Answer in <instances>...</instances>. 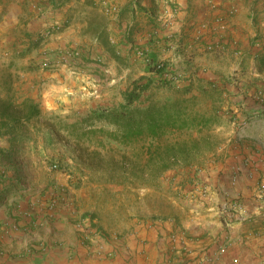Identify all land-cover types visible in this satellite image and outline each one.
Wrapping results in <instances>:
<instances>
[{
  "label": "crops",
  "instance_id": "crops-1",
  "mask_svg": "<svg viewBox=\"0 0 264 264\" xmlns=\"http://www.w3.org/2000/svg\"><path fill=\"white\" fill-rule=\"evenodd\" d=\"M103 1L0 0V72L19 73L8 79L17 92L62 110L80 92V79L71 75L78 70L83 80L106 75L112 86L109 80H117L110 98L120 92L124 101L134 79L152 75L145 63L133 61L136 45L164 60L170 75L182 76L174 85L202 78L224 89L236 70L264 82L255 58L264 44V0H114L119 15L107 12ZM56 23L64 27L24 52L28 37ZM235 110L245 125L217 111L214 127L225 137L203 169L180 158L169 168L168 181H182L172 215L143 209V190L133 180L118 188L116 221L101 216L100 223H71V237L62 235L63 221L43 224L47 233L35 243L22 228L12 236L2 226L0 264H264V104ZM195 177L209 185L206 197L189 186ZM232 200L245 209L233 210ZM79 229L86 233L76 234Z\"/></svg>",
  "mask_w": 264,
  "mask_h": 264
},
{
  "label": "rangeland",
  "instance_id": "rangeland-1",
  "mask_svg": "<svg viewBox=\"0 0 264 264\" xmlns=\"http://www.w3.org/2000/svg\"><path fill=\"white\" fill-rule=\"evenodd\" d=\"M4 54L7 55L6 50ZM133 61L144 63L137 56H133ZM236 72L238 74H231L228 87L222 89L219 85V90L199 94L198 109L206 113L222 111L220 114H232V119H236L235 126L243 127L244 119L233 111L249 103L264 104V82L257 83L252 77H244L241 71ZM0 74L6 82L14 78L12 74L19 77V73L1 71ZM71 75L82 83L73 103L66 102L61 106L62 110L43 106L45 112H56L74 121L93 107L118 106L123 102L120 92L110 98L112 93L109 91L117 80H109L112 86L107 84L106 75L86 80L78 70L72 71ZM148 93L156 99L175 97L171 88L153 89L145 96ZM16 94L22 96L17 91ZM233 102L240 104L236 106ZM22 129L16 141L0 135V229L7 226V231L13 236L20 234L18 229L22 228L24 234L34 236L33 241L37 235H46L47 232L41 231L46 230L42 228L43 224L56 225L63 221L67 227L62 235L71 237L75 235L71 223H100L101 216L106 221H116L118 188L133 183V180L143 190V209H156L162 217L172 215V201L177 198L180 202L182 197L179 194L182 181H168L172 176L168 174L169 168H176L178 164L171 159L168 149H177L186 165L197 164L199 169H203L215 156L217 146L225 137L215 126L201 133L195 130L176 132L161 140L147 139L123 146L108 139H104L103 145L91 141L78 142L75 138L55 134L45 119L27 122ZM99 137L101 139L102 136ZM171 196L174 198H169ZM92 207L95 209L91 211ZM79 232L86 233L79 229L76 234ZM2 233L0 231V235ZM88 240L86 236L85 243Z\"/></svg>",
  "mask_w": 264,
  "mask_h": 264
},
{
  "label": "trees",
  "instance_id": "trees-1",
  "mask_svg": "<svg viewBox=\"0 0 264 264\" xmlns=\"http://www.w3.org/2000/svg\"><path fill=\"white\" fill-rule=\"evenodd\" d=\"M63 27V24L50 25L35 37H28L29 43L24 52L27 54L33 48H38L47 41L49 34ZM255 58L260 72L264 71V44ZM145 64L152 75H141L134 79L127 88L122 103L91 109L77 116L74 121L56 112H45L40 100L31 96H19L10 82H4L0 85V135L8 136L9 141H16L27 122L45 119L55 134L75 138L78 142L91 141L103 145L104 139H108L128 146L147 139L161 140L176 132L195 130L201 133L214 127L219 121V113L201 111L198 109V100L199 94L219 90L217 84L209 82L204 85L203 79L198 78L196 81L192 79L187 85H174L182 76L170 75L166 62L159 67L158 59L150 54ZM160 88L173 89L175 97L156 99L149 93L143 98L147 92ZM99 135L102 136L101 139L98 138ZM168 152L172 160L180 158L177 149L170 147ZM189 186L191 187V183ZM5 190L8 191L7 188Z\"/></svg>",
  "mask_w": 264,
  "mask_h": 264
},
{
  "label": "built area",
  "instance_id": "built-area-1",
  "mask_svg": "<svg viewBox=\"0 0 264 264\" xmlns=\"http://www.w3.org/2000/svg\"><path fill=\"white\" fill-rule=\"evenodd\" d=\"M169 1L174 2V0H169ZM103 5H104V8L107 12H109L111 14L119 15L120 7L116 1L104 0ZM59 25H61V24L60 23L54 24V26H59ZM51 34H49V36ZM113 42H115V41L113 40ZM212 47L210 45V48H212ZM9 53H10V50H6V54H9ZM134 53H135V56H137L138 58L143 60L144 63H147V61L150 58V53H149L148 48H145L141 45H136V47L134 48ZM70 54L72 56H76V55H79V51L78 50H72V51H70ZM164 63H165L164 60L158 59V66L159 67L164 66ZM167 76L169 77L170 75L167 74ZM95 92H97V90H95ZM55 166H57V165H55ZM191 188H192V191H194V193L199 197H206L210 191L209 185L207 183H205L204 181L200 180L199 177L194 178L193 182L191 183ZM191 197L193 200L196 198L194 196H191ZM228 205H230V207L235 211H241V210L245 209L243 203H241L239 201H233V200L228 201ZM231 218H233V219L232 220L228 219V223H232L235 221V218L233 217V215ZM234 264H260V263H234Z\"/></svg>",
  "mask_w": 264,
  "mask_h": 264
}]
</instances>
